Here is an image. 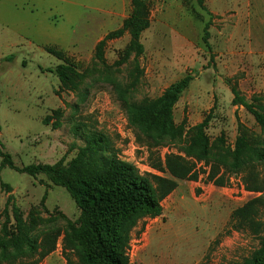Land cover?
I'll return each mask as SVG.
<instances>
[{
  "label": "rangeland",
  "instance_id": "374dc122",
  "mask_svg": "<svg viewBox=\"0 0 264 264\" xmlns=\"http://www.w3.org/2000/svg\"><path fill=\"white\" fill-rule=\"evenodd\" d=\"M141 2L147 8L149 25L139 36L140 53L125 30L105 42L102 59L95 56V46L62 48L41 44L36 37L10 50V59L0 58V148L11 155L16 166L67 163L83 144V134L96 128L112 139L118 159L133 164L141 173L169 177L148 166V137L131 121L128 105L156 100L185 75L192 79L172 110V121L181 125V130L153 148L161 156L166 152L183 154L203 122L216 158H228L233 151L237 124L246 129L256 146L264 141V127L243 106L232 105L230 90L234 86L264 114V0ZM50 5L38 0L28 10L40 18ZM131 10L129 0L127 16ZM48 48L63 53L73 66L70 81L59 80L56 68L64 59ZM195 162L197 180H177V194L161 201L162 214L142 218L132 229L129 264H237L256 248L254 234L228 231L227 222L232 210L260 193L245 190L240 174L231 173L230 181L222 187L207 182L210 166ZM8 196L12 199L7 203ZM12 204L18 208L28 235L41 239L58 234L55 250L37 264H67L61 254L65 224H76L79 218V209L68 192L44 174L32 177L3 167L0 239L16 235Z\"/></svg>",
  "mask_w": 264,
  "mask_h": 264
},
{
  "label": "trees",
  "instance_id": "16d2710c",
  "mask_svg": "<svg viewBox=\"0 0 264 264\" xmlns=\"http://www.w3.org/2000/svg\"><path fill=\"white\" fill-rule=\"evenodd\" d=\"M131 4L132 10L121 26L105 34L95 45L98 59L103 57L105 42L121 36L125 30L129 32L136 52L142 51L139 36L149 25L148 12L141 0H131ZM48 51L64 59L63 53L51 48ZM10 58L11 55L7 56V59ZM63 61L56 72L61 82H68L74 68L66 59ZM191 79L190 75L183 76L170 84L160 97L147 104L128 105L131 121L148 137V166L168 173L169 177L151 172L141 173L133 164L118 159L113 153L112 139L96 128L83 134V144L67 163H30L18 167L11 155L0 148V168L9 167L32 177L44 174L52 184L64 188L75 202L79 209L78 223L66 221L61 245V254L67 264H129L127 249L132 229L142 218L162 214L161 201L177 187V180H197L199 171L195 161H203L210 166L206 174L207 182L222 187L230 181L231 173L240 174L245 190L260 193L232 210L227 229L248 230L258 239L256 248L237 264H264V141L256 146L246 129L237 124L238 134L233 151L228 158H216L208 146L203 131L206 122H203L196 127L183 154L166 152L161 156L153 149L173 139L181 130V125H175L172 121V110ZM230 90L232 105L243 106L264 127V114L260 108L240 96L234 86ZM43 122L47 124V119ZM3 186L10 191L7 184ZM11 199L8 196L7 203ZM5 218L9 220L10 214L6 213ZM11 218L16 235L0 239V263L37 264L55 250L58 234L41 239L28 235L14 204Z\"/></svg>",
  "mask_w": 264,
  "mask_h": 264
},
{
  "label": "crops",
  "instance_id": "0c3cea01",
  "mask_svg": "<svg viewBox=\"0 0 264 264\" xmlns=\"http://www.w3.org/2000/svg\"><path fill=\"white\" fill-rule=\"evenodd\" d=\"M44 1L53 6L45 9L39 18L28 10L38 0H0V48L5 49L0 52V58L9 55L23 41L32 42L34 37L41 44L62 48L73 45L93 48L105 34L121 26L129 8V0ZM24 13L27 15L23 16ZM21 31L27 36L23 37ZM176 189L169 195L177 194Z\"/></svg>",
  "mask_w": 264,
  "mask_h": 264
}]
</instances>
